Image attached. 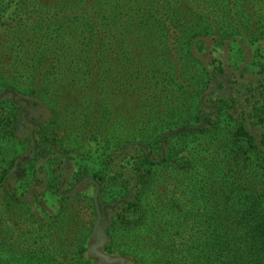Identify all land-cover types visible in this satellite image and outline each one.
I'll return each mask as SVG.
<instances>
[{
    "label": "trees",
    "instance_id": "16d2710c",
    "mask_svg": "<svg viewBox=\"0 0 264 264\" xmlns=\"http://www.w3.org/2000/svg\"><path fill=\"white\" fill-rule=\"evenodd\" d=\"M0 264H264V0H0Z\"/></svg>",
    "mask_w": 264,
    "mask_h": 264
},
{
    "label": "rangeland",
    "instance_id": "374dc122",
    "mask_svg": "<svg viewBox=\"0 0 264 264\" xmlns=\"http://www.w3.org/2000/svg\"><path fill=\"white\" fill-rule=\"evenodd\" d=\"M63 120H65V121H67V117H65V119H63ZM42 122V121H41ZM67 133H69L70 134V132L66 129V128H64L62 131H61V134L62 135H65V134H67ZM73 139V140H72ZM79 140V136H75V134L73 135V136H71L70 138L68 137V138H66L65 139V141H66V143H67V145H68V147H70V148H72V149H77V148H81L80 147V142L78 141ZM73 141V142H72ZM79 145V146H78ZM83 149V146H82V148L80 149V150H82ZM73 154L77 157V159L75 160V162H78V163H76L77 165H76V168L74 167V166H72L71 168H70V171H67V174L70 176V177H72L73 176V173H74V171L76 170L77 171V169H79L81 166H80V162L78 161V160H80V158L82 157V155H79V151L78 150H75L74 152H73ZM87 162H91L90 160L89 161H87ZM91 165H93V164H91ZM77 173V172H76ZM74 176H75V174H74ZM70 181V178L67 180V182H69ZM83 186H85V185H83Z\"/></svg>",
    "mask_w": 264,
    "mask_h": 264
}]
</instances>
